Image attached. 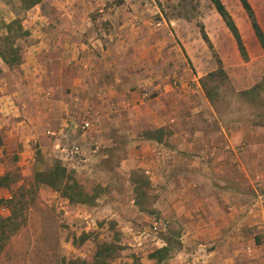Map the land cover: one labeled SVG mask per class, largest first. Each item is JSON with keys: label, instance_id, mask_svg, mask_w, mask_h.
Here are the masks:
<instances>
[{"label": "crops", "instance_id": "0c3cea01", "mask_svg": "<svg viewBox=\"0 0 264 264\" xmlns=\"http://www.w3.org/2000/svg\"><path fill=\"white\" fill-rule=\"evenodd\" d=\"M222 1L243 41L259 43L241 1ZM249 1L264 31V0ZM0 9L22 28L14 44L0 37L7 139L55 150L79 117L90 124L81 145L116 144L123 134L121 167L143 172L157 193L150 208L131 206L116 224L134 251L150 263L260 264L246 247L264 259V123L226 119L199 81L217 68L214 52L226 70L246 62L215 7L202 18L214 52L192 22L185 34L182 19H167L157 0H0ZM11 44L18 62L5 59ZM131 183L135 203L140 186ZM170 221L180 230L176 247L157 235L169 234ZM165 246L162 259L151 255ZM90 256L79 261L91 264Z\"/></svg>", "mask_w": 264, "mask_h": 264}, {"label": "rangeland", "instance_id": "374dc122", "mask_svg": "<svg viewBox=\"0 0 264 264\" xmlns=\"http://www.w3.org/2000/svg\"><path fill=\"white\" fill-rule=\"evenodd\" d=\"M157 1L167 19H182L181 23L184 24L181 30L185 34L193 32L192 26L201 31L204 28V12L214 7L211 0ZM189 21L192 22L190 28L187 24ZM8 24L0 15L1 38L3 34H20L18 27L21 24L18 20L14 21L11 32ZM170 27L174 32V28ZM11 41L14 44L15 40ZM259 44L248 40L245 43L247 56H242L246 62L235 65L231 70L223 68V71L219 70L222 64L218 55L209 46L214 52L217 68L204 74L199 79L200 85L215 109L228 120L245 119L254 124L264 121V47ZM79 118L73 122L76 124L74 131L64 135L62 146L55 150L45 146L43 148L46 149H43L39 143L26 148L23 142L15 138L7 139L3 129H0L4 142L0 146V199H3L0 201V214L6 216L10 211L15 214L14 232L3 243L0 264H83L79 261L82 260L80 255L83 252L92 258L99 248L104 249L108 245L109 251L102 249L104 253L100 254L97 262L96 259L90 261L91 258L89 262L160 264L156 260L150 263L146 254L134 251L125 236L129 232L118 231L116 227L119 219L123 221L130 216L131 206L148 209L157 195L151 192L153 188L143 172L121 167L120 161L129 154L125 149L127 138L123 134H116V144L97 147L88 142L89 146L81 145L83 143L78 141V135L88 130L90 124L83 128L84 120ZM49 135L55 134L49 132ZM74 144L81 146V153L76 159H70L61 151V147ZM55 167L58 173L51 175ZM62 174V182L58 186L48 183L50 179L57 180V176L61 177ZM132 178L139 182L141 192L135 203L130 198L133 192ZM70 183H77L78 188H69ZM79 189L87 193L90 199H86V202L71 200L69 195L78 194ZM120 209L126 211H121L120 216L113 214ZM91 212L90 217H87ZM168 231L169 234L165 231L157 235L169 236L170 244L176 247L180 233L176 222L170 221ZM160 243L155 240L149 248H156ZM246 249L249 259L264 264L259 249L258 256H252L253 249L251 251L250 247Z\"/></svg>", "mask_w": 264, "mask_h": 264}, {"label": "trees", "instance_id": "16d2710c", "mask_svg": "<svg viewBox=\"0 0 264 264\" xmlns=\"http://www.w3.org/2000/svg\"><path fill=\"white\" fill-rule=\"evenodd\" d=\"M244 9L246 10L250 20H251V24L252 27L254 29V32L257 36V39L259 40L260 44L264 47V31L262 29V27L260 26L259 22L257 21L254 9L250 3L249 0H240ZM211 2L213 3L214 7L217 9V11L219 12V14L221 15L222 19L224 20L225 24L227 25V27L229 28V30L231 31V33L233 34L239 51L241 52L243 57L247 56V49L245 46V43L243 41V38L241 36L240 30L232 16V14L230 13V11L227 9L225 3L222 0H211ZM13 24L9 23L8 24V28L10 30V32L13 29ZM202 27V26H201ZM203 28V27H202ZM19 32L22 31L21 26L18 27ZM202 36L204 38V40L208 43V45L213 48V45L207 35V33L205 32L204 28L201 30ZM14 35L12 34H8L6 35V39L10 40ZM11 41V40H10ZM7 45V44H6ZM216 54V52H215ZM5 59L8 62H18L21 59V56L19 54V50L17 47H15L13 44L9 45V52L7 53V55L5 56ZM220 59V58H219ZM221 63V60H219ZM219 70L223 71V66H220ZM214 72H211V74H213ZM264 123V121H261V123L259 122L258 124H262ZM2 136H0V144H2L3 140H2ZM58 168L55 167L54 169L51 170V175L55 174L57 175L58 173ZM54 170V171H53ZM64 174L61 175V177L57 176V180L53 181V179H50V182H48L49 184H53L58 186L60 182V179L63 177ZM69 188H78V184L77 183H70L68 185ZM69 198L73 201H78V202H86V199H90L88 197L87 193L82 192L79 189L78 194H72L71 196L69 195ZM12 199V198H11ZM0 201H3V199H0ZM15 214L14 212L10 211V214L4 216L0 214V250L3 246V243L5 242L6 239L9 238V236L14 232V226H13V218H14ZM103 249V248H102ZM102 249L99 248L98 251L96 252L95 255V262L98 261V258L100 256V254H103L104 252H102ZM105 251H109V246H105L104 249ZM169 251V247L165 246L162 247L160 249L155 250L151 255L153 257L158 258L159 260L162 259L164 256H166V254Z\"/></svg>", "mask_w": 264, "mask_h": 264}, {"label": "built area", "instance_id": "2783aa9c", "mask_svg": "<svg viewBox=\"0 0 264 264\" xmlns=\"http://www.w3.org/2000/svg\"><path fill=\"white\" fill-rule=\"evenodd\" d=\"M148 95V94H146ZM89 126L88 122H84L82 124V127L85 128ZM61 151H64L66 153V157L70 159H76L80 153H81V146L78 144H74L71 147H61Z\"/></svg>", "mask_w": 264, "mask_h": 264}]
</instances>
